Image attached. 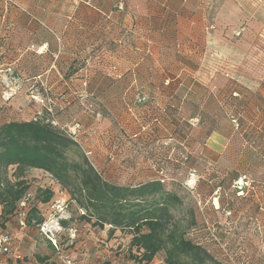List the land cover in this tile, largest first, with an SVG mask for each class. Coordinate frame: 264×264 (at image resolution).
<instances>
[{
	"label": "rangeland",
	"instance_id": "obj_1",
	"mask_svg": "<svg viewBox=\"0 0 264 264\" xmlns=\"http://www.w3.org/2000/svg\"><path fill=\"white\" fill-rule=\"evenodd\" d=\"M80 4L78 1L75 6ZM249 9L254 16L264 10ZM45 11L44 17L49 14ZM81 13V7L74 8L76 23ZM44 17L42 31L64 26V20ZM47 57L43 56L36 68L25 69L23 63L15 62L9 70L2 65L8 56L0 59V125L38 116L52 120L77 141L103 178L125 185L163 179L182 200L172 211L173 221L184 228L187 238L208 250L211 264H264V128L258 116L259 87L251 86L253 89L247 92L243 87L235 88L233 112L226 114L232 102L226 97L229 90L226 92L224 77L218 72L215 86L209 81L208 71L202 72L205 79L194 73L186 79L187 86L175 88L170 112L162 118L148 102L126 99L128 88H117L119 92L103 96L101 102L84 97V71L74 72L70 79L59 69L57 73L44 71ZM66 57H61L63 67L70 59ZM72 58L76 68L82 67V56ZM234 73L243 76L241 69ZM36 74L41 79H52L40 82L32 78ZM119 94L124 96L120 99ZM232 117L236 124L231 122ZM213 131L222 137L218 154L208 147ZM23 179L29 188L22 198L24 205L18 203L17 207L39 208L45 232L55 240L57 249L48 245L50 240L35 230L37 227H29L31 241H35L24 240L22 262L36 260L43 264L39 258L44 256L55 261L65 256L80 261L83 250L98 264H135L131 251L126 249L130 238L127 232L116 230L108 236V227L98 229L80 220L81 210L68 193L42 171L27 169ZM46 187L53 189L51 203L66 204L63 210L37 200L40 190ZM49 218L67 220L66 226L76 228L73 244H68L66 234L58 231L55 220ZM9 219L15 223L13 216ZM154 259L160 264L164 252Z\"/></svg>",
	"mask_w": 264,
	"mask_h": 264
},
{
	"label": "crops",
	"instance_id": "obj_2",
	"mask_svg": "<svg viewBox=\"0 0 264 264\" xmlns=\"http://www.w3.org/2000/svg\"><path fill=\"white\" fill-rule=\"evenodd\" d=\"M78 1L82 4L75 6ZM75 7L82 8L77 23ZM251 7L264 8V0H0V54L9 58L2 65L5 70L15 62L23 63L25 69L36 68L48 56L44 71L69 72L76 69L72 57L80 55L83 65L76 71L82 70L86 76L84 97L101 102L117 88H128L126 99L148 102L162 118L170 112L175 88L187 86L188 77L196 73L205 79L202 72L208 71L209 81L217 86L220 72L226 92L229 90L226 97L232 102L226 114L233 112L235 88L243 87L245 92L251 86L260 88L258 116L264 128V10L254 16ZM44 11L49 12L45 17ZM49 15L56 22L64 20L62 29L42 31L43 17ZM238 29L241 34L234 36ZM62 56L70 58L65 67L61 66ZM239 69L243 76L234 73ZM40 77L32 78L40 82L52 79ZM221 138L217 132L211 133L208 147L217 154L222 149ZM12 216L15 223L9 219L4 225L13 233L21 254L24 240L35 241L28 228L36 226L28 224L21 231ZM48 245L55 249L50 242ZM22 259V255L18 260L2 257L0 264H40ZM48 261L64 264L61 259ZM80 261L98 264L83 250Z\"/></svg>",
	"mask_w": 264,
	"mask_h": 264
},
{
	"label": "trees",
	"instance_id": "obj_3",
	"mask_svg": "<svg viewBox=\"0 0 264 264\" xmlns=\"http://www.w3.org/2000/svg\"><path fill=\"white\" fill-rule=\"evenodd\" d=\"M76 69L66 75H72ZM232 95L237 93L233 91ZM10 167L13 171L9 175ZM27 169L40 170L55 180L81 210L78 218L91 227H108V236L116 230L127 232L130 238L126 249L131 251L135 264L149 263L160 251L164 252V264H211L208 250L187 238L184 228L173 221L172 211L182 200L167 188L163 179L125 185L103 178L66 130L40 116L0 125L1 228L29 188L23 179ZM52 195L53 189L46 187L40 190L37 200L51 204ZM26 219L27 224L43 222L36 206L27 210ZM59 222L66 226L68 221ZM47 259L39 258L43 264H53L47 263Z\"/></svg>",
	"mask_w": 264,
	"mask_h": 264
},
{
	"label": "built area",
	"instance_id": "obj_4",
	"mask_svg": "<svg viewBox=\"0 0 264 264\" xmlns=\"http://www.w3.org/2000/svg\"><path fill=\"white\" fill-rule=\"evenodd\" d=\"M85 1H90V0H85ZM240 34V30H234L233 31V35L234 36H238ZM232 123L236 124V119H234L232 117L231 119ZM60 192L62 191V189L59 190ZM20 205L23 206L24 205V201L21 200ZM52 208H56L58 211L63 210L66 207V204H64V202L60 201V203L54 205L53 203L50 204ZM17 207V209L14 212V216L16 217L17 220V226L19 228V230L24 231L27 228V210L23 207ZM59 216H62L61 214ZM49 220L54 221L55 220V225L56 228L58 229V231L60 232H64L67 236V241L68 244L71 245L74 243L75 239H76V228L73 226H63L60 224L58 219H53V218H49ZM31 225H35L40 233H44V235L48 238V240H50V242L52 243V245L54 246L55 249H57V245L55 240H53V238H51L49 235H47V233L45 232V228H46V223L42 222L40 224H31ZM2 257H10V258H14L15 260H18L21 258V254L19 252V247L16 244V241L14 239L13 233L8 229V228H1L0 227V259ZM62 262L64 264H84L82 261H75L74 259L65 256L62 259ZM147 264H156V260L153 258L152 261H150ZM160 264H164L162 261H160Z\"/></svg>",
	"mask_w": 264,
	"mask_h": 264
}]
</instances>
